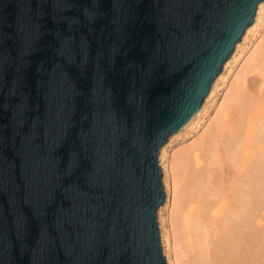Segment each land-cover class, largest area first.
I'll return each instance as SVG.
<instances>
[{
	"label": "water",
	"instance_id": "obj_1",
	"mask_svg": "<svg viewBox=\"0 0 264 264\" xmlns=\"http://www.w3.org/2000/svg\"><path fill=\"white\" fill-rule=\"evenodd\" d=\"M261 0H0V264H165L158 147Z\"/></svg>",
	"mask_w": 264,
	"mask_h": 264
},
{
	"label": "bare ground",
	"instance_id": "obj_2",
	"mask_svg": "<svg viewBox=\"0 0 264 264\" xmlns=\"http://www.w3.org/2000/svg\"><path fill=\"white\" fill-rule=\"evenodd\" d=\"M263 23L261 0L252 22L234 43L201 103L170 137L200 126L219 81L226 79L225 71H231L245 50L248 36L254 35ZM262 37L243 69L228 82L220 110L209 121L204 136L174 155L170 191L163 178L165 197L156 210L159 214L170 206V229L161 231V217L158 219L159 244L161 241L167 264H261L264 97L249 106L247 88L259 75L260 96L264 92V34Z\"/></svg>",
	"mask_w": 264,
	"mask_h": 264
},
{
	"label": "rangeland",
	"instance_id": "obj_3",
	"mask_svg": "<svg viewBox=\"0 0 264 264\" xmlns=\"http://www.w3.org/2000/svg\"><path fill=\"white\" fill-rule=\"evenodd\" d=\"M263 25L264 23L259 27V29L254 35L248 36L245 42L246 44L245 50L241 54V57L238 59V61L232 65L231 71L229 73H226L225 71V74H227L226 79L219 81V86L217 87V90H216L217 93L215 94L214 98L211 99L209 103H207L208 105L207 110L202 115L203 122L200 124V126L197 129L188 130L185 133L181 132L178 136L173 135L172 137H170V135H168L169 136L168 139L170 138V140L168 141V139H166L167 141L163 142L158 147L157 153H156V161H157V165L159 168L160 180H162L161 185H163V178H164L165 179L164 182H166L167 187H169L167 191H170V185L168 183L169 181H171L170 179L172 175L171 167L173 168L172 164L174 162L172 161H174V158H173L174 155H176L178 152L189 147L191 144H193V142L195 143V140L196 142H199L200 139L204 136L205 133H203V131L208 129L209 121L214 117L213 115H217V113L220 110V106H219L220 101L222 100L223 95L227 91V88L229 86L228 82H230V80L233 79L234 76L243 69L244 64L249 60L250 56L252 55L253 50L256 48V45L259 43L260 39L263 38L262 37L264 34ZM260 83H261V79L259 75L256 76V79L254 82H252L251 84L249 83V86L247 88V94H248L247 102H249V106L250 104H252V102L256 103L259 100H261V97H264V92L260 96V91H259ZM233 102L235 103V101ZM161 149L163 150V152L161 151ZM162 190H164V185H163ZM169 211H170V206L160 210L159 214L157 213L158 211L155 210V220L157 224V232L159 233V235H160V227H159L160 225L158 221L159 217H161V222H160L162 224L161 231L170 229ZM263 242H264V239H263ZM263 242L261 244V264H264V243ZM159 245H161L160 248L162 249L161 241ZM161 253H163V251H161ZM164 261H166V259ZM165 264H167V262Z\"/></svg>",
	"mask_w": 264,
	"mask_h": 264
}]
</instances>
